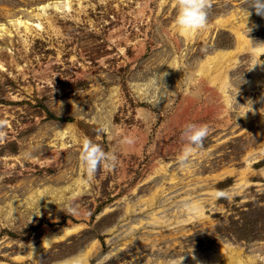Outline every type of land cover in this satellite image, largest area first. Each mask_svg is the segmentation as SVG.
I'll use <instances>...</instances> for the list:
<instances>
[{
	"label": "rangeland",
	"instance_id": "1",
	"mask_svg": "<svg viewBox=\"0 0 264 264\" xmlns=\"http://www.w3.org/2000/svg\"><path fill=\"white\" fill-rule=\"evenodd\" d=\"M48 1L0 0V23ZM247 7L209 0L206 27L186 39L177 0H72L69 13L42 16L43 31L0 38V264H60L84 249L80 264H188L218 249L264 264V85L248 86L264 65L253 58L264 16ZM232 15L247 20L249 48L236 51L230 26L217 24ZM219 52L233 54L224 91L199 72ZM187 123L210 132L181 168ZM129 133L130 151L120 144ZM85 137L117 158L91 178Z\"/></svg>",
	"mask_w": 264,
	"mask_h": 264
},
{
	"label": "bare ground",
	"instance_id": "2",
	"mask_svg": "<svg viewBox=\"0 0 264 264\" xmlns=\"http://www.w3.org/2000/svg\"><path fill=\"white\" fill-rule=\"evenodd\" d=\"M77 1L79 2V5H80L81 0H77ZM71 6H72V0H53L51 2L48 1L45 3L37 4V7H35L33 10V11H36L35 14L34 12L27 13V11L24 9H21L20 11L26 12L27 14L25 16H19V15L12 16L7 13L8 16L6 17V21L4 22V24L0 23V38L7 37L9 39H13L15 36V34H13V29L16 32L18 31L20 32V30H23L24 35L26 36L28 35L32 36L33 33L41 32L43 31L44 28L40 20L47 11L52 10L60 14H66L70 12ZM230 18H227L226 20H223V19L218 20L217 24L221 25L222 23H225V25L230 26L229 29L233 32L235 39H236V51L237 50L241 51L243 49L249 48L250 40H247L248 38L245 37L244 35L245 33L243 34V31H242L244 27H246V25L248 24L247 20H245V18L243 20L239 19L238 22L234 24L233 21H235L238 17H236V15H232ZM50 25L53 26L52 23H50ZM180 32L186 37V39L191 38L192 36V32H183V31H180ZM263 54H264V45H260L253 52L254 60L255 61L258 60L259 59L258 57ZM231 56H233V54L231 55V52L216 53L214 56L208 58L204 66L200 67L199 69V72L204 75H207L211 82L216 80L217 83L219 84L221 91H224L228 84L227 78H223L224 75L225 77H227V72H225L227 70H224V67L222 66L224 62L225 63L230 62L229 60L231 59ZM218 63L220 64L216 66ZM0 68L3 70V66L1 63H0ZM263 77H264V65L262 64V62L257 61L251 69L250 80H249L248 86L255 88L259 85H264ZM260 93H262L261 95L264 98V91H261ZM64 134H65L64 132L59 133V135L62 137L64 136ZM40 193H42V191L36 190L33 192V195H39ZM71 231H72L71 229H63L59 232L54 233L49 238V240H46V242H40L35 247H32V245H28L27 254L33 257L34 253L41 250L43 246L45 245L48 246L53 241L64 239L66 236H68L71 233ZM225 250L226 249H218L217 252L211 256L210 260H206V261L199 260L198 262L191 261L188 264H239L241 263V260L237 259L232 253H230V255L225 258L224 257ZM90 252H91V249H84L78 256L65 260L61 262L60 264H73L74 260H78L79 264L86 262L88 260V257L90 256ZM223 257L224 259L220 263V258H223Z\"/></svg>",
	"mask_w": 264,
	"mask_h": 264
},
{
	"label": "clouds",
	"instance_id": "3",
	"mask_svg": "<svg viewBox=\"0 0 264 264\" xmlns=\"http://www.w3.org/2000/svg\"><path fill=\"white\" fill-rule=\"evenodd\" d=\"M248 7L243 9L246 16L251 15L250 9L255 11L257 15L264 16V0H247ZM209 0H177V14L175 17L176 27L183 32H192L201 30L206 27L208 20ZM108 130V126H104L101 131ZM210 132L206 124L187 123L181 131V140L183 148L177 156V164L181 168L189 167V161L192 153L196 149H203L205 139ZM137 142V137L131 133L123 135L120 144L124 150H133ZM82 143L85 146L84 161L89 178L96 171L97 165L102 161L110 160L112 164L116 163L114 154H105L103 150L91 143L88 138H83ZM91 154V155H89ZM25 158H31L30 153H25ZM231 194L225 190H216L213 194L214 198H228ZM196 202H186L182 205L185 209H191ZM69 214H76L78 209L71 204L64 208ZM49 240V239H45ZM73 264H79L78 260H74Z\"/></svg>",
	"mask_w": 264,
	"mask_h": 264
}]
</instances>
